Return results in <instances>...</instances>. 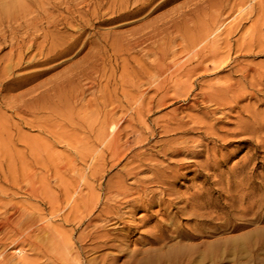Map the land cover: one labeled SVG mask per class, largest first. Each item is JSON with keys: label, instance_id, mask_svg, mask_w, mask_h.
<instances>
[{"label": "rangeland", "instance_id": "1", "mask_svg": "<svg viewBox=\"0 0 264 264\" xmlns=\"http://www.w3.org/2000/svg\"><path fill=\"white\" fill-rule=\"evenodd\" d=\"M89 1L0 0V264H264V0Z\"/></svg>", "mask_w": 264, "mask_h": 264}, {"label": "bare ground", "instance_id": "2", "mask_svg": "<svg viewBox=\"0 0 264 264\" xmlns=\"http://www.w3.org/2000/svg\"><path fill=\"white\" fill-rule=\"evenodd\" d=\"M87 1H89V0H87ZM99 1H100V0H99ZM99 1H97V2H99ZM102 1H103V0H102ZM106 1H107V0H106ZM112 1H113V0H112ZM112 1H111V2H112ZM114 1H115V0H114ZM114 1H113V2H114ZM134 1H135V0H134ZM134 1H133V2H134ZM119 2H120V0H119ZM119 2H118V3H119ZM124 2H125V1H124ZM129 2H130V1H129ZM138 2H139V1H138ZM143 2H147V1H146V0L144 1V0H143ZM6 3H7V2H6ZM88 3H91V2L89 1ZM122 3H123V1H122ZM86 4H87V3H86ZM96 4H98V3H96ZM113 4H115V3H113ZM123 4H126V6H127V3H123ZM135 4H137V3L135 2ZM135 4H134V5H135ZM144 4H145V3H144ZM144 4H143V5H144ZM159 4H160V3H159ZM67 5H68V4H67ZM87 5H89V4H87ZM93 5H95V4H92V6H93ZM110 5H111V4H110ZM140 5H141V4H140ZM8 6H9V5H8ZM8 6H7L6 4H2V5H0V12L3 13L2 15L5 14V12L7 11ZM107 6H109V5L107 4ZM112 6H113V5H112ZM112 6H111V7H112ZM115 6H116V5H115ZM115 6H114V7H115ZM124 6H125V5H124ZM154 6H155V5H154ZM11 7H12V6H11ZM96 7H97V6H96ZM99 7H100V5H99ZM133 7H134V6H133ZM139 7H140V6H139ZM108 8H109V7H108ZM108 8H107V9H108ZM118 8H119V7H118ZM118 8L116 7V9H118ZM140 8H141V7H140ZM154 8H155V7H154ZM93 9H94V8H93ZM112 9H113V8H112ZM123 9H125V8H123ZM123 9H122V10H123ZM138 9H139V8H138ZM119 10H121V9H119ZM126 10H127V8H126ZM126 10H124V11H126ZM111 11H113V10H111ZM152 11H154V10H152ZM152 11H151V12H152ZM94 12H95V11H93V14H94ZM116 12H118V11H116ZM138 12H139V10H138ZM151 12H150V13H151ZM11 13H13V12H11ZM113 13H114V12H113ZM121 13H122V12H121ZM9 14H10V13H9ZM5 15H7V14H5ZM11 15H13V14H11ZM22 15H23V14H22ZM40 15H41V14H40ZM43 15H44V14H43ZM72 15H73V14H72ZM89 15H91V14H89ZM89 15H88V16H89ZM102 15H103V14H102ZM14 16H15V14L12 16L13 19H16V18H14ZM49 16H50V15H49ZM77 16H78V15H77ZM92 16H93V15H92ZM123 16H124V15H123ZM9 17L12 19L11 16H9ZM15 17H16V16H15ZM19 17H21L20 14H19ZM24 17H25V16H24ZM63 17H64V16H63ZM86 17H87V16H85V19H86ZM6 18H7V16H6ZM10 18H9V20H6V21H12ZM33 18H34V17H33ZM42 18H43V17H42ZM52 18H54V17H52ZM60 18H62V17L60 16ZM83 18H84V17H83ZM89 18H90V17H89ZM92 18H93V17H92ZM109 18H110V17H109ZM0 19H1V18H0ZM7 19H8V18H7ZM19 19H20V18H19ZM19 19H16V20L18 21ZM44 19H45V18H44ZM48 19H49V18H48ZM62 19H63V18H62ZM65 19H66V17H65ZM70 19H71V18H70ZM72 19H73V18H72ZM95 19H96V18H95ZM112 19H113V18H112ZM16 20H15V23L17 22ZM79 20H80V19H79ZM81 20H83V19H81ZM91 20H93V19H91ZM4 21H5V20H4ZM40 21H42V20L40 19ZM40 21H39V22H40ZM45 21H46V20H45ZM45 21H44V22H45ZM63 21H64V20H63ZM66 21H67V20H66ZM68 21H69V20H68ZM68 21H67V23H68ZM89 21H90V20H89ZM89 21H87V19H86V22H89ZM101 21H102V20H101ZM104 21H105V20H104ZM106 21H107V20H106ZM134 21H135V20H134ZM0 22L2 23V20H1ZM12 22H13V21H12ZM48 22H50V21H48ZM51 22H52V21H51ZM76 22H77V21H76ZM91 22H92V21H91ZM91 22H90V23H91ZM8 23H10V22H8ZM37 23H38V22H37ZM40 23H41V22H40ZM52 23H53V22H52ZM54 23H55V22H54ZM69 23H70V22H69ZM104 23H105V22H104ZM133 23H134V22H133ZM2 24H3V23H2ZM13 24H14V23H13ZM13 24H12V25H13ZM28 24H29V23H28ZM47 24H49V23H47ZM47 24H45V25L48 26ZM50 24H51V23H50ZM50 24H49V25H50ZM70 24H71V23H70ZM125 24H128V23H125ZM3 25H4V24H3ZM7 25H8V24H7ZM7 25H6V27H7ZM29 25H30V24H29ZM53 25H54V24H53ZM63 25H64V24H63ZM77 25H78V24H77ZM84 25H86V24H84ZM89 25H90V24H88V26H89ZM121 25H122V24H121ZM123 25H124V24H123ZM10 26H11V25H10ZM16 26H17V25H16ZM36 26H37V25H36ZM54 26H55V25H54ZM68 26H69V24H68ZM88 26H86V27H88ZM0 27H1V26H0ZM18 27H20V26L18 25ZM69 27H70V26H69ZM77 27H79V26H77ZM81 27H83V26H81ZM89 27H90V26H89ZM91 27H93V25H92ZM29 28H30V27H29ZM35 28H37V27H35ZM48 28L51 29V26L48 27ZM74 28H75V27H74ZM93 28H94V27H93ZM1 29H2V28H1ZM9 29H11V30H15L16 27H15V29H13V28H9ZM84 29H85V28H84ZM11 30H10V32H11ZM74 30H76V29H74ZM16 31H18V30H16ZM38 31H39V30H38ZM65 31H66V30H65ZM144 31H145V30H144ZM13 32H15V31H13ZM13 32H12V35H13ZM43 32H44V34H45V32H47V31L45 30V31H43ZM43 32H42V34H43ZM49 32H50V31H49ZM51 32H52V31H51ZM51 32H50V33H51ZM85 32H86V31H85ZM85 32H83V33H85ZM96 32H97V31H96ZM200 32H201V31H200ZM205 32H206V31H205ZM50 33H48V34H50ZM52 33H53V32H52ZM54 33H55V32H54ZM54 33H53V34H54ZM64 33H65V32H64ZM80 33H81V32H80ZM202 33H203V32H202ZM216 33H217V32H216ZM4 34H5V33H4ZM67 34H70V33H69V32H68V33H65V35H67ZM71 34H72V33H71ZM74 34H77V33H74ZM78 34H79V33H78ZM46 35H47V33H46ZM46 35H45V36H46ZM58 35H59V34H58ZM63 35H64V34H63ZM63 35H62V36H63ZM84 35H85V34H84ZM96 35H97V33H96ZM105 35H106V34H105ZM143 35H144V34H143ZM146 35H148V34H146ZM200 35H201V34H200ZM204 35H205V34H204ZM3 36H4V35H3ZM3 36H2V38H3ZM41 36H42V35H41ZM52 36H53V35H52ZM55 36H56V35H55ZM67 36L70 38L69 35H67ZM74 36H75V35H74ZM76 36H77V35H76ZM131 36H135V34H132ZM201 36H202V37H205V36H203V35H201ZM0 37H1V35H0ZM42 37H44V36H42ZM60 37H61V36H60ZM63 37H64V36H63ZM65 37H66V36H65ZM94 37H95V36H94ZM100 37H101V36H100ZM140 37H143V36L140 35L139 38H140ZM146 37H147V36H146ZM196 37H197V36H196ZM202 37H200V38H202ZM208 37H209V36H208ZM47 38H49V37H47ZM66 38H67V37H66ZM66 38H65V39H66ZM73 38H74V37H73ZM73 38H72V39H73ZM75 38L77 39V37H75ZM103 38H105V36H103ZM135 38L137 39V37H135ZM72 39H71V41H72ZM88 39H90V38H88ZM101 39H102V37H101ZM142 39H143V38H142ZM142 39H141V40H142ZM144 39H146V38H144ZM189 39H190V38H189ZM52 40H53V39H52ZM56 40H57V39H55V41H56ZM59 40H60V39H58V41H59ZM62 40H63V39H62ZM68 40H69V39H68ZM68 40H67V41H68ZM102 40H103V39H102ZM105 40H106V39H105ZM107 40H108V38H107ZM141 40H140V41H141ZM205 40H206V37H205ZM205 40H202V41L204 42ZM23 41H24V40H23ZM33 41H34V40H33ZM53 41H54V40H53ZM53 41H52V42H53ZM67 41L64 40V42H67ZM134 41H135V40H134ZM140 41H138V43H139ZM52 42H51V43H52ZM88 42H89V41H88ZM92 42H93V41H92ZM131 42H132V41H130V44H131ZM196 42H198V39H197ZM203 42H202V43H203ZM41 43H42V42H41ZM51 43H50V44H51ZM59 43H60V41H59ZM61 43H62V42H61ZM70 43H71V42H70ZM83 43H84V41H83ZM125 43H126V42H125ZM135 43H136V42H135ZM194 43H195V42H193V45L196 44V43H195V44H194ZM202 43L200 42L199 44L201 45ZM15 44H16V43H15ZM18 44L20 45V43H18ZM34 44H35V43H34ZM42 44H43V43H42ZM55 44L57 45L58 43L56 42ZM92 44H93V43H92ZM126 44H127V46H128V43H126ZM130 44H129V45H130ZM139 44H140V43H139ZM139 44H138V46H139ZM46 45H48V44H46ZM53 45H54V44H53ZM56 45H55V46H56ZM66 45H68V44H66ZM71 45H73V44H71ZM85 45H86V44H85ZM93 45H94V44H93ZM132 45H133V44H132ZM135 45H136V44H135ZM15 46H16V45H15ZM34 46H36V45H34ZM41 46H42V45H40L39 47L42 48ZM44 46H45V45H44ZM62 46H63V45H62ZM64 46H65V44H64ZM90 46H92V45L90 44ZM122 46H123V45H122ZM16 47H19V46H16ZM106 47H107V46H106ZM131 47H133V46H131ZM194 47H195V46H194ZM197 47H198V45H197ZM205 47H206V46H205ZM211 47H212V46H211ZM211 47H210V48H211ZM10 48L12 49V48H14V47H10ZM31 48H32V47H31ZM31 48H30V49H31ZM37 48H38V45H37ZM45 48H46V47H45ZM45 48H42V50L45 49ZM50 48H52V47L49 46V48H47V49L50 50ZM54 48H55V47H54ZM57 48H58V47H57ZM57 48H56V49H53V48H52V50H56L55 53H57V51H58ZM59 48H62V47L59 46ZM59 48H58V49H59ZM64 48H65V47H64ZM82 48H83V45H82ZM107 48H108V47H107ZM124 48H126V45H125ZM120 49H121V48H120ZM130 49H133V48H130ZM188 49H190V48H188ZM191 49H192V48H191ZM193 49H194V48H193ZM195 49L197 50L196 47H195ZM208 49H209V48H208ZM16 50H17V49H16ZM21 50H22V49H21ZM39 50H41V49H39ZM104 50H106V49H104ZM186 50H187V49H186ZM200 50H202V49H200ZM31 51H32V50H31ZM36 51H37V50H35L34 53H35ZM43 51H44V50H43ZM61 51H62V50H61ZM188 51L190 52L191 50H188ZM206 51H207V50H206ZM11 52H12V51H11ZM50 52H51V51H50ZM98 52H99V50H98ZM111 52H112V51H111ZM116 52H117V51H116ZM129 52H130V51H129ZM192 52H195V51L192 50ZM207 52H208V51H207ZM19 53H20V51H19ZM26 53H27V52H26ZM29 53H31V52H29ZM34 53H33V55H34ZM40 53H41V52H40ZM45 53H47V52H45ZM45 53H44V54H45ZM37 54H38V53H37ZM41 54H42V53H41ZM52 54H53V53H52ZM57 54H58V53H57ZM62 54H63V53H62ZM94 54H96V53L94 52L93 54H90V55H94ZM100 54H101V53H100ZM110 54H111V53H110ZM190 54H192V53H190ZM193 54H194V53H193ZM18 55H19V54H18ZM23 55H25V54H23ZM39 55H40V54H39ZM48 55H49L50 57H52V56H51V53L49 54V51H48ZM48 55H46V56H48ZM65 55H66V54H65ZM194 55H195V54H194ZM196 55H197V54H196ZM199 55H200V54H199ZM19 56L22 57L21 55H19ZM35 56H36V55H35ZM37 56H38V55H37ZM56 56H57V55H56ZM56 56H55V57H56ZM60 56H61V55H60ZM109 56H110V55H109ZM111 56H112V55H111ZM203 56H204V55H203ZM211 56H212V54H211ZM20 57H19V58H20ZM31 57H32V56H31ZM31 57H30V60H31ZM39 57H40V56H39ZM61 57H62V56H61ZM90 57L93 58V56H90ZM90 57H89V58H90ZM19 58H18V59H19ZM44 58L47 60V57H43V59H44ZM52 58H53V57H52ZM192 58L194 59V56H193V55H192ZM201 58H203V57H201ZM201 58H200V59H201ZM34 59H35V58H34ZM39 59H41L40 61H42V58H39ZM39 59L37 58V60H39ZM197 59H198V58H197ZM200 59H199V60H200ZM30 60L28 59V63H30V62H29ZM46 60H44V61H46ZM20 61H21V59L19 60V62H20ZM32 61H33V60H32ZM34 61H35V60H34ZM58 61H59V60H58ZM65 61H66V60H65ZM90 61H91V60H90ZM92 61H93V60H92ZM92 61H91V62H92ZM17 62H18V61H17ZM19 62H18L17 65H19ZM49 62H50V61H49ZM49 62H48V63H49ZM87 62H88V61H87ZM28 63H27V64H28ZM46 63H47V62H46ZM61 63H62V62H61ZM63 63H65V62H63ZM93 63H94V62H93ZM43 64H44V63H42V65H43ZM58 64L60 65V62H59ZM17 65H16V67H17ZM32 65H33V64H32ZM88 65H91V68L94 66V65L92 66V64L87 63V66H88ZM27 66H28V65H27ZM86 68H87V67H86ZM94 68H95V67H93V69H94ZM93 69H92V70H93ZM96 69H97V68H96ZM96 69H95V70H96ZM167 69H168V68H167ZM178 69H179V68H178ZM156 70H157V69H156ZM79 71H80V70H79ZM82 71H84L83 68H82ZM88 71H90V68H89ZM177 71H178V70H177ZM188 71H189V70H188ZM192 71H193V70H192ZM192 71L190 70V72H192ZM71 72H74V71L72 70ZM84 72H85V71H84ZM86 72H87V71H86ZM86 72H85V74H86ZM159 72H160V71H159ZM42 73H43V71H42ZM87 73H88V72H87ZM155 73H156V72H155ZM39 74H40V73H39ZM72 74H73V73H72ZM77 74H78V73H77ZM82 74H83V73H82ZM82 74L79 73L78 75H82ZM85 74H83V76H84ZM157 74H158V73H157ZM157 74H156V75H157ZM40 75H41V74H40ZM86 75H87V74H86ZM191 75H192V74H191ZM70 76L73 77V75H70ZM175 76H177V75H175ZM181 76H182V75H181ZM75 77H76V76H74L73 79H74ZM80 77H81V76H80ZM80 77H79V78H80ZM161 77H162V76H161ZM182 77H183V76H182ZM67 78H68V77H67ZM70 78H71V77H70ZM70 78H69V80H70ZM85 78H87V76H85L83 79H85ZM154 78H155V77H154ZM157 78H158V76H157ZM64 79H65V78H64ZM75 79H76V78H75ZM148 79H149V78H148ZM167 79H168V78H167ZM177 79H178V78H177ZM88 80H90V79L88 78ZM152 80H153V79H152ZM161 80H162V79H161ZM173 80H174V79H173ZM71 81H72V80H70V82H71ZM150 81H151V80H150ZM171 81H172V80H171ZM261 81H262V80H261ZM68 82H69V81H68ZM179 82H180V81H179ZM139 83H141V82H139ZM164 83H166V81H164ZM180 83H181V82H180ZM155 84H156V83H155ZM162 84H163V83H162ZM177 84H178V83H177ZM133 85H134V83H133ZM165 85H166V84H165ZM149 86H151V85H149ZM170 86H173V85L171 84ZM134 87H135V86H134ZM160 87H161V86H160ZM164 87H165V86H164ZM180 87H181V86H180ZM227 87H228V86H227ZM136 88H137V87H136ZM170 88H171V87H170ZM223 88H224V87H223ZM230 88H231V87H230ZM155 89H156V88H155ZM163 89H164V88H163ZM177 89H179V88H177ZM228 89H229V87H228ZM228 89H227V90H228ZM130 90H132V89H130ZM224 90H226V89H224ZM227 90H226V91H227ZM230 90H231V89H230ZM235 90H236V89H235ZM240 90H241V89H240ZM221 91H222V90H221ZM231 91H232V90H231ZM165 92H166V91H165ZM217 92H218V91H216L215 93H217ZM219 93H220V91H219ZM219 93H217V94H219ZM228 93H229V92H228ZM231 93H233V92H231ZM224 94H225V93H224ZM161 95H162V94H161ZM161 95H160V97H161ZM165 95H167V94H165ZM183 95H184V94H183ZM204 95H205V94H204ZM156 96H157V95H156ZM220 97H222V96H220ZM231 97H232V96H231ZM231 97H230V98H231ZM130 98H131V97H130ZM134 98H135V97H134ZM163 98H164V96H163ZM223 98H225V96L222 97V99H223ZM233 98H234V97H233ZM150 99H152V98H150ZM222 99H218V101H219V100H222ZM228 99H229V98H228ZM136 100H137V99H136ZM153 100H155V99H153ZM153 100H152V101H153ZM160 100H162V99H160ZM224 100H225V99H224ZM232 100H233V99H232ZM129 101H130V99L128 100V102H129ZM131 101H133V100H131ZM137 101H141V100H137ZM137 101H135V102H137ZM150 101H151V100H150ZM157 101H158V100H157ZM164 101H165V100H164ZM213 101H214V100H213ZM230 101H231V100H230ZM235 101H237V100H235ZM144 102H145V101H144ZM198 102H199V101H198ZM221 102L223 103V101H221ZM232 102H233V101H232ZM129 103H130V102H129ZM142 103H143V102H142ZM157 103H158V102H157ZM217 103H218V102H217ZM222 103H221V104H222ZM137 104H138V102H137ZM137 104H136V105H137ZM151 104H152V103H151ZM155 104H156V102H155ZM161 104H163V103H161ZM156 105H157V104H156ZM156 105H155V106H156ZM129 106H130V105H129ZM151 106H152V105H151ZM160 106H161V105H160ZM137 107H139V106H137ZM145 107H146V106H145ZM132 108H134V107H132ZM135 108H136V107H135ZM142 108H143V107H141V109H139V110L141 111ZM147 108H149V107H147ZM147 108H146V109H147ZM233 109H234V108H233ZM112 110L114 111V109H112ZM112 110H111V111H112ZM131 110H132V109H131ZM223 110H224V109H223ZM54 112H55V111H54ZM138 112H139V111H138ZM149 112H150V111H149ZM52 113H53V112H52ZM109 113H110V112H109ZM109 113H108V114H109ZM147 113H148V111H147ZM112 114H113V113H112ZM176 114H177V113H176ZM50 115H51V114H50ZM130 115H131V113H130ZM140 115H142V114H140ZM167 115H168V114H167ZM104 116H105V115H104ZM107 116H108V115H107ZM113 116H114V115H113ZM132 116H134V115H132ZM171 116L174 117V115H171ZM111 117H112V116H111ZM111 117H110V119H111ZM123 117H124V116H123ZM130 117H131V116H130ZM137 117H138V116H136V119H137ZM104 118H105V120H106V117H104ZM107 118H108V117H107ZM124 118H125V117H124ZM141 118H144V116L141 117ZM192 118H193V117H191V119H192ZM117 119L119 120V118H117ZM128 119H130V118H128ZM166 119H167V118H166ZM169 119H170V118H169ZM175 119H176V118H175ZM200 119H201V118H200ZM105 120H104V121H105ZM107 120H108V119H107ZM120 120H121V119H120ZM120 120H119V121H120ZM122 120H123V119H122ZM122 120H121L120 122H122ZM137 120H139V119H137ZM189 120H190V119H189ZM109 121H110V120H109ZM133 121H135V120H133ZM140 121H141V119H140ZM202 121H203V120H202ZM105 122H106V121H105ZM112 122H113V120H112ZM126 122H127V121H126ZM137 122H138V121H137ZM176 122H177V121H176ZM180 122H182V121H180ZM180 122H179V123H180ZM107 123H108V122H107ZM116 123H118V122L116 121ZM123 123H124V122H123ZM166 123H169V122H166ZM173 123H174V122H173ZM182 123H183V122H182ZM104 124H105V126H106V123H104ZM120 124H121V123H120ZM180 124H181V123H180ZM110 125H111V124H110ZM114 125H115V124H114ZM114 125H111V126L114 127ZM118 125H119V124H118ZM121 125H122V124H121ZM128 125H129V124H128ZM130 125H132V123H131ZM165 125H166V124H165ZM167 125H169V124H167ZM171 125H172V124H171ZM171 125H170V126H171ZM175 125H176V124H175ZM107 126H109V125H107ZM107 126H106V127H107ZM163 126H164V125H163ZM178 126H179V124H178ZM182 126H183V125H182ZM109 127H110V126H109ZM109 127H108V128H109ZM118 127H119V126H118ZM179 127H180V126H179ZM111 128H112V127H111ZM120 128H121V127H119V129H120ZM168 128H169V127H168ZM168 128H167V129H168ZM112 129H113V128H112ZM119 129H118V130H119ZM125 129H126V128H125ZM163 129H164V128H163ZM189 130H190V129H189ZM115 131H116V130H115ZM120 131H122V130H120ZM127 131H128V130H127ZM130 131L133 132L132 130H130ZM168 131H169V130H168ZM175 131H176V130H175ZM199 131H200V130H199ZM110 132H111V131H110ZM165 132H166V131H165ZM169 132H170V131H169ZM116 133H118V131H116ZM120 133H121V132H120ZM122 133H123V131H122ZM126 133H127V132H126ZM111 134H112V133H111ZM113 134H114V133H113ZM124 134H125V133H124ZM116 135H117V134H116ZM127 135H128V134H127ZM119 136H120V134H119ZM122 136H124V135H122ZM122 136H121L120 139H123V138H124V137L122 138ZM202 136H203V135H202ZM212 136H213V135H212ZM115 137H116V136H115ZM117 137H118V136H117ZM117 137H116V138H117ZM138 137H139V136H138ZM140 137H141V136H140ZM107 138H108V137H107ZM116 138H115V139H116ZM127 138H128V137H127ZM148 138H149V137H148ZM115 139H113V140H115ZM188 139H189V138H188ZM106 140H107V139H106ZM139 140H140V139H139ZM99 141H100V140H99ZM120 142H121V141H120ZM120 142H119V144H120ZM104 143H105V142H104ZM113 143H115V142H113ZM122 143H124V141H122ZM105 146H106V145H105ZM108 146H109V145H108ZM124 146H126V145H124ZM177 146H178V145H177ZM128 147H130V146H128ZM173 147H174V146H173ZM118 148H120V147H118ZM175 148H176V147H175ZM183 148H186V147H183ZM183 148H182V149H183ZM106 149H108V148H106ZM109 149H110V148H109ZM111 149H112V148H111ZM114 149H115V148H114ZM163 149H164V148H163ZM176 149H177V150H180V149H178V148H176ZM176 149H174V150H176ZM117 150H119V149H117ZM121 150H122V152H123L124 149L122 148ZM127 150H128V149H127ZM174 150H173V151H174ZM183 150H184V149H183ZM183 150H182V151H183ZM187 150H189V149H187ZM108 151H111V150H108ZM114 151H115V150H114ZM162 152H163V151H162ZM162 152H161V153H162ZM169 152H171V151H169ZM180 152H181V151H180ZM187 152H188V151H187ZM118 153H121V152L118 151ZM123 153H124V152H123ZM138 153H139V152H138ZM171 153H172V152H171ZM193 153H195V152H193ZM164 154H165V152H164ZM112 155H113V154H112ZM118 155H119V154H118ZM162 155H163V154H162ZM167 155H169V154H167ZM120 156H121V155H120ZM133 157H134V156H133ZM113 159H114V158H113ZM115 159H116V158H115ZM117 159H118V158H117ZM136 161H137V160H136ZM146 161H147V160H146ZM154 162H155V161H154ZM174 162H175V161H174ZM113 164H114V163H113ZM165 165H166V164H165ZM133 166H134V165H133ZM159 167H160V166H159ZM129 169H130V168H129ZM139 169H141V168H139ZM156 172H157V171H156ZM132 173H133V172H132ZM157 173H159V172H157ZM131 175H132V174H131ZM153 175L155 176V174H153ZM153 175H152V176H153ZM161 176H162V175H161ZM155 178H156V177H155ZM157 178H159V179L156 180V182L159 181L161 177H157ZM138 179H139V178H138ZM167 179H168V178H167ZM162 180H163V179H162ZM161 182H162V181H161ZM161 182H159V183H161ZM142 183H143V182H142ZM149 183H151V182H149ZM163 183H164V181H163ZM163 183H162V184H163ZM142 185H143V184H142ZM76 186H77V185H75V187H76ZM121 186H122V183H121ZM69 188H70V187H69ZM72 188H73V187H72ZM117 190H118V188H117ZM121 190H122V189H121ZM142 190H143V189H142ZM159 190H161V189H159ZM66 191H67V190H66ZM119 191H120V190H119ZM164 191L166 192V190H164ZM135 192H136V191H135ZM152 192H153V191H152ZM160 192H161V191H160ZM72 193H73V192H72ZM118 193H119V192H118ZM76 194H77V192H76ZM78 194H79V193H78ZM162 194H163V193H162ZM68 195H69V194H68ZM68 195H67V196H68ZM79 195H80V194H79ZM159 195H160V194H159ZM81 198H82V197H81ZM138 199H139V198H138ZM161 199H162V198H161ZM72 200H73V199H72ZM128 200H129V199H128ZM173 200H174V199H173ZM75 202H76V201H75ZM132 202H133V201H132ZM132 202H131V203H132ZM126 204H127V203H126ZM148 204H149V203H148ZM127 205H128V204H127ZM142 205H143V204H142ZM72 206H73V205H72ZM129 206H130V205H129ZM167 206H168V205H167ZM125 207H126V206H125ZM168 207H169V206H168ZM108 209H109V208H108ZM193 209H194V208H193ZM72 210H73V209H72ZM85 212H86V211H85ZM164 213H165V211H164ZM81 215H82V214H81ZM121 216H122V215H121ZM200 216H201V215H200ZM80 217H82V216H80ZM6 219H7V217H6ZM7 220H9V219H7ZM110 220H111V219H110ZM117 220H118V219H117ZM17 221H18V220H17ZM12 225H13V224H12ZM17 225H18V224H17ZM26 226H27V225H26ZM4 228H5V227H4ZM154 235H155V234H154ZM154 235H153V236H154ZM125 236H126V235H125ZM161 236H162V235H161ZM161 236H160V237H161ZM154 237H155V236H154ZM154 237H153V238H154ZM161 239L164 241L163 238H161ZM161 239H160V240H161ZM162 240H161V241H162ZM163 241H162V243H163ZM165 241H166V239H165ZM164 244H165V243H164ZM159 250H160V249H159ZM4 254H5V253H4ZM0 256H2V255H0Z\"/></svg>", "mask_w": 264, "mask_h": 264}]
</instances>
